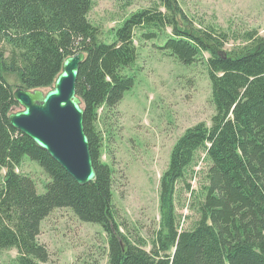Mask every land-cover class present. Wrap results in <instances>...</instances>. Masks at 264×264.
Returning <instances> with one entry per match:
<instances>
[{
  "label": "trees",
  "instance_id": "obj_1",
  "mask_svg": "<svg viewBox=\"0 0 264 264\" xmlns=\"http://www.w3.org/2000/svg\"><path fill=\"white\" fill-rule=\"evenodd\" d=\"M131 13L103 41L89 18L95 0H0V248L16 247V264H42L50 252L39 240L42 220L57 207H70L85 221L108 232V264H264V36L247 31L246 43L226 49L227 31L183 27L178 0H160ZM172 27L164 47L184 63L205 58L215 113L209 125L199 121L176 140L160 179L161 227L150 250L142 237L121 230L114 206L113 168L102 158L98 126L134 76L123 73L137 58L134 31ZM113 29V30H114ZM86 53L77 93L85 109L84 127L97 176L80 184L27 134L14 128L9 114L19 106L6 73L25 88L51 87L67 55ZM205 52L209 53L205 57ZM107 117V118H106ZM204 149L207 184L199 197L196 224L179 229L175 207L177 182ZM25 155L49 174L39 192L33 176L18 169Z\"/></svg>",
  "mask_w": 264,
  "mask_h": 264
},
{
  "label": "rangeland",
  "instance_id": "obj_2",
  "mask_svg": "<svg viewBox=\"0 0 264 264\" xmlns=\"http://www.w3.org/2000/svg\"><path fill=\"white\" fill-rule=\"evenodd\" d=\"M160 0H95L90 20L99 27L103 41L112 42L115 29L132 12L149 8ZM186 18L183 27H209L227 31L231 49L246 43L247 31L264 36V0H178ZM114 29V30H113ZM146 27L134 31L135 62L123 73L134 76V84L98 126L103 133L102 158L113 168L114 206L121 230L133 239L142 236L150 250L161 227L160 179L170 161L178 137L199 121L209 125L215 113L212 85L205 58L191 63L179 60L164 44L172 27L155 29L143 36ZM205 57L209 56L205 52ZM16 88L18 74L6 73ZM48 89L49 87H43ZM20 105L16 107L19 109ZM18 169L34 177L39 192L46 190L49 174L41 164L25 155ZM209 161L204 149L177 182L175 207L179 229L193 227L200 217L198 199L207 184ZM5 169L0 172V180ZM39 240L47 245L49 260L42 264H108V232L99 222L80 219L70 207L54 208L41 222ZM16 247L0 248V264H16Z\"/></svg>",
  "mask_w": 264,
  "mask_h": 264
},
{
  "label": "water",
  "instance_id": "obj_3",
  "mask_svg": "<svg viewBox=\"0 0 264 264\" xmlns=\"http://www.w3.org/2000/svg\"><path fill=\"white\" fill-rule=\"evenodd\" d=\"M85 58L84 51L67 55L48 89L17 86L13 94L20 108L9 114L14 128L30 136L80 184L97 176L84 127L85 109L76 87Z\"/></svg>",
  "mask_w": 264,
  "mask_h": 264
},
{
  "label": "bare ground",
  "instance_id": "obj_4",
  "mask_svg": "<svg viewBox=\"0 0 264 264\" xmlns=\"http://www.w3.org/2000/svg\"><path fill=\"white\" fill-rule=\"evenodd\" d=\"M62 166V165H61ZM79 183V182H78Z\"/></svg>",
  "mask_w": 264,
  "mask_h": 264
}]
</instances>
